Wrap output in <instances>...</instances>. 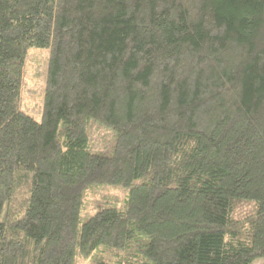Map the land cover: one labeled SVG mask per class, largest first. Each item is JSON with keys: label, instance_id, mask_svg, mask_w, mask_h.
I'll return each mask as SVG.
<instances>
[{"label": "trees", "instance_id": "16d2710c", "mask_svg": "<svg viewBox=\"0 0 264 264\" xmlns=\"http://www.w3.org/2000/svg\"><path fill=\"white\" fill-rule=\"evenodd\" d=\"M33 47L40 119L22 107ZM104 183L123 205L82 220ZM101 245L115 260L93 264L264 260V0H0V264Z\"/></svg>", "mask_w": 264, "mask_h": 264}, {"label": "rangeland", "instance_id": "374dc122", "mask_svg": "<svg viewBox=\"0 0 264 264\" xmlns=\"http://www.w3.org/2000/svg\"><path fill=\"white\" fill-rule=\"evenodd\" d=\"M48 50L46 48H31L26 61L23 77L22 107L29 114L40 119L47 73ZM90 149L94 152L111 154L116 136L113 128L92 120L88 125ZM128 189L113 184H98L89 187L84 198L81 219L86 220L102 206H122ZM114 248L99 246L88 255L78 254L76 264H93L103 259L114 261ZM255 264H264L258 259Z\"/></svg>", "mask_w": 264, "mask_h": 264}]
</instances>
